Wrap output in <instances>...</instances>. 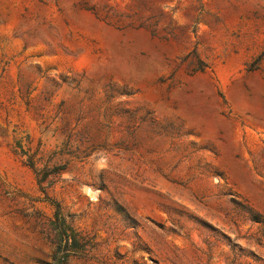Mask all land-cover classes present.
Segmentation results:
<instances>
[{"label": "rangeland", "instance_id": "rangeland-1", "mask_svg": "<svg viewBox=\"0 0 264 264\" xmlns=\"http://www.w3.org/2000/svg\"><path fill=\"white\" fill-rule=\"evenodd\" d=\"M0 264H264V0H0Z\"/></svg>", "mask_w": 264, "mask_h": 264}, {"label": "trees", "instance_id": "trees-1", "mask_svg": "<svg viewBox=\"0 0 264 264\" xmlns=\"http://www.w3.org/2000/svg\"><path fill=\"white\" fill-rule=\"evenodd\" d=\"M59 220L61 222L56 227L57 233L55 236L57 245L54 256L55 259L64 261L71 252L84 251L86 244H84L83 238L77 232L65 225L61 217Z\"/></svg>", "mask_w": 264, "mask_h": 264}]
</instances>
